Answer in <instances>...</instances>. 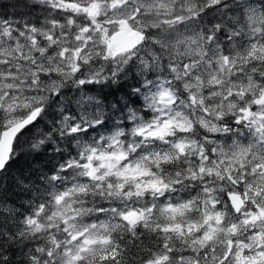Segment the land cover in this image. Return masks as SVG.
I'll list each match as a JSON object with an SVG mask.
<instances>
[{
	"label": "snow or ice",
	"instance_id": "1",
	"mask_svg": "<svg viewBox=\"0 0 264 264\" xmlns=\"http://www.w3.org/2000/svg\"><path fill=\"white\" fill-rule=\"evenodd\" d=\"M24 6L0 4V264H264V0ZM114 67L147 69L119 123L86 95ZM69 79L76 149L21 173L10 205L21 137Z\"/></svg>",
	"mask_w": 264,
	"mask_h": 264
},
{
	"label": "clouds",
	"instance_id": "2",
	"mask_svg": "<svg viewBox=\"0 0 264 264\" xmlns=\"http://www.w3.org/2000/svg\"><path fill=\"white\" fill-rule=\"evenodd\" d=\"M141 69L134 68L132 72L122 74L121 69L112 68L111 72H115L116 76H112L110 72L105 75L111 80H102L101 85L86 95L95 97V100L88 107L89 113H95L99 120H108L110 123H119L127 116L129 109L133 106L140 107L143 102L144 93L139 92V88H145L148 81L147 69L143 70V75H136ZM64 93L60 100L56 99L59 93L53 95L48 101V112L45 114L42 122L36 125L31 132H26L21 137L18 155L21 159L28 162L31 169H35L37 165L40 167L52 166L56 164L63 154L68 157L70 152L76 149L77 141L71 139L73 134L68 129L62 127V121L67 115L68 109L76 110L81 97V90L77 83L71 79L64 82L61 87ZM137 95L140 96V102L137 101ZM92 120L89 119V124ZM30 168H26L29 173ZM23 176H27L24 175ZM8 256L13 264H20L24 259L17 252L16 256L12 252Z\"/></svg>",
	"mask_w": 264,
	"mask_h": 264
},
{
	"label": "trees",
	"instance_id": "3",
	"mask_svg": "<svg viewBox=\"0 0 264 264\" xmlns=\"http://www.w3.org/2000/svg\"><path fill=\"white\" fill-rule=\"evenodd\" d=\"M0 4L7 5V7L2 9V11H4L7 15L12 16L17 13H27L29 11V8H26L24 5L28 4L30 7L31 0H0ZM13 5L16 6L13 7ZM36 14H38V11L33 10L32 15ZM15 18L18 19L19 16H16ZM30 166L31 165H29L26 160L20 158L17 162V165L12 169L11 173L6 175L3 186L8 187V185L10 184L14 186L8 192L10 205L12 204V202H15L18 206L24 199L23 193L20 190L21 186L17 183V181L21 178V173H23L24 175H29V173H27L25 170ZM18 196L20 197V199H17Z\"/></svg>",
	"mask_w": 264,
	"mask_h": 264
}]
</instances>
